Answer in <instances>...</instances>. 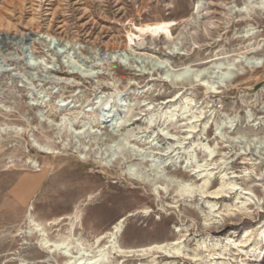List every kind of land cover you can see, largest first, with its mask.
Segmentation results:
<instances>
[{
  "label": "rangeland",
  "instance_id": "374dc122",
  "mask_svg": "<svg viewBox=\"0 0 264 264\" xmlns=\"http://www.w3.org/2000/svg\"><path fill=\"white\" fill-rule=\"evenodd\" d=\"M243 2L0 0V33L4 36L0 40V264L64 263L62 253L41 246L37 232H29L28 215L44 224L50 238L71 232L90 244L115 220L125 216L116 237L122 247H148L184 233L188 251L195 248L198 240L239 234L264 221L263 202L259 208L251 207L254 210L251 215L214 218L206 224V205L198 194L192 199L181 198L175 191V182L167 187L159 182L139 183L123 173V165L131 161L145 164L147 160L142 155L118 152L114 157L123 158L121 167L115 162L110 166L104 164L106 154L112 152L109 144L114 130L111 126L96 122L94 133L75 134L73 130H79L85 115L80 114L72 131L60 122L63 114L83 108L92 114L98 107L96 94L104 96L113 90L119 91L136 116L126 127L134 131L130 143L145 153L146 150L156 153V160H163L166 152L162 148L173 140L156 132L161 124L158 120L146 127V101L166 102L179 92L192 95L197 109L209 101L213 105L209 109H214L215 116L228 113L243 117L248 110L254 117L264 116V11L255 9L250 18L238 20L237 14L226 7L240 6ZM196 5L201 8L200 17L193 13ZM168 20L178 22L171 28L174 42L163 37L153 41L146 35L135 38V24ZM246 24L256 28L253 37L241 36ZM12 34L18 36L11 38ZM129 34L136 40L132 48H126ZM49 38L51 45L46 46ZM252 41V48L263 58L262 66L250 67L240 61L231 81L212 95H205V88L200 85L177 89L156 73L146 74V64L134 59L139 43L154 45L158 55L166 54L172 64H181L209 59L221 48L234 53L244 51ZM67 42L72 46L67 50L69 53L64 46ZM124 49L128 54L120 52L113 59L106 58L111 50ZM72 55L94 67L92 76L86 77L83 67L71 65ZM30 58L34 66L29 65ZM110 108L117 113L124 110L114 101ZM183 122L178 117L169 123V133L183 135L184 128L180 127ZM241 124L245 126L247 122L242 120ZM152 131L156 132L155 139L149 143ZM244 131L251 135L255 129L246 125ZM212 136L209 128L207 138ZM37 144L52 150L43 152ZM84 145L88 147L86 153L82 151ZM228 150L220 144L219 151ZM174 153L170 151L168 155ZM230 154L232 158L233 151ZM246 154L256 156L254 150ZM241 162V156L236 157L229 170L241 175L240 171L250 165ZM260 169H264V161L248 178L238 174V182L242 186L263 182L264 173L260 176ZM146 172L151 173L148 167ZM162 172L173 180L199 181L172 161L162 167ZM216 177L217 174L212 185L216 184ZM156 185L158 188L154 190ZM253 190L259 196L263 194L261 186L254 185ZM231 201V198L219 199V205ZM200 253L204 254L203 249ZM110 256L108 264H195L155 250L145 257H122L116 253ZM255 264H264V257Z\"/></svg>",
  "mask_w": 264,
  "mask_h": 264
},
{
  "label": "bare ground",
  "instance_id": "6f19581e",
  "mask_svg": "<svg viewBox=\"0 0 264 264\" xmlns=\"http://www.w3.org/2000/svg\"><path fill=\"white\" fill-rule=\"evenodd\" d=\"M253 1L244 0L240 6L234 5L226 8L236 13V16L239 17L237 18L238 20H246L250 18L251 13L255 9L264 11V0H257L256 4ZM193 10V13L198 16L201 8L196 5ZM177 23L175 20H168L141 25L135 24V38L146 35L153 41L163 37L170 42L173 40L171 28ZM256 33V28L251 24H246L241 30V36L244 38L253 37ZM17 36V34H12L10 37L16 38ZM128 37L126 48H132L136 40L130 34ZM3 38L4 36L0 33V40ZM50 40L49 38L47 42L45 41L46 46L51 45ZM253 43L254 41L249 43V48L244 51L234 53L221 48L215 51L209 59L188 61L181 64H172L166 54L158 55L154 45L149 46L147 42L146 45L139 43V51L133 54L134 59H139L140 63L146 64V74L152 75L156 73L162 81L170 83L177 89H183L186 86L191 89L196 85H200L205 88V95H212L218 93L220 87L227 85L231 81L240 61L243 60L250 67L262 66L263 58L255 51L254 47L252 48ZM69 45L68 42L64 45L65 51L72 47ZM69 52L67 51V53ZM120 52L128 54L127 49L120 51L111 50L107 53L106 58L113 59ZM167 54H170V52H167ZM121 57H124V55L121 54ZM70 60L71 65L83 67L82 69L86 71L84 72L86 77L92 76L95 71L93 66L85 65L86 63L80 58L75 59L72 55ZM29 65H35L32 58L29 60ZM149 89L150 86L146 84V90ZM94 99L98 107L91 111L92 114H87V110L83 108L81 111L63 114L60 117V122L66 123L72 131L71 128L74 122L80 120V114L85 115L84 117L81 116L79 130H73L75 134L86 131L94 133L95 129L93 128L96 122L101 123L102 126L103 124L111 126L114 130L110 136L111 144H109L112 152L108 155L106 154L105 165L110 166L115 162L119 167L123 164L122 157L118 159L114 157L118 152L125 151L130 156L137 155L136 153L142 155L147 160L146 163L144 162L145 164L131 161L123 165V173L129 179L139 183L151 182L155 184L159 182L163 187H167L171 182H175V191L181 198L192 199L194 195L198 194L200 200L204 201L206 205L204 214L206 224L214 218L223 219L225 216L234 217L237 214L251 215L254 211L251 209L252 206H255L254 208L261 207L264 202V179L263 182L242 186L237 180L240 174L229 169L232 160L241 156L242 162L250 164L240 171L243 177L248 178L251 173L255 172V167L264 161V116L254 117L249 110L246 111L243 117L228 113L215 116L214 109H209L213 106L209 101L200 109H197V102L192 95H182L179 92L175 94L173 99L166 102L155 103L146 101V127H151L158 120L161 124L156 132H161L166 138L173 140V142H168L162 148L166 152V158L156 160L154 158L156 153L150 150H146L145 153L142 148L130 143L131 138L134 136V131L126 127L132 123L136 116L131 113V105H127L123 101L122 93L113 90V92L104 96L96 94ZM113 101L116 102L117 106L124 108L122 113H117L113 108H110ZM167 102H169V105H164ZM206 111H209V114L206 115ZM178 117L184 120L180 124V127L184 128L183 135L170 134L167 125ZM242 120L247 122L245 126L248 125L255 129L253 134L247 135L244 131L245 126L241 124ZM261 125L263 127L259 128L258 126ZM122 128L124 130L119 132ZM209 128H211L213 133L211 139L207 138ZM156 132L152 131L149 134L148 137L151 138L149 143L155 139ZM220 144L223 148H228L229 150L219 151ZM37 147L46 153L52 150L51 147L43 144H37ZM251 150L256 152L255 157L254 154L247 156L246 152ZM82 151L86 153L88 147L84 145ZM170 151H175L174 155H168ZM231 151H233L232 158L230 156ZM169 161H172L182 170L194 174L199 181L195 182V180L182 178L173 180L171 176L162 172V167ZM146 167L149 168L151 173L146 172ZM259 171V175L263 176L264 169ZM216 174V184L212 185ZM254 185L261 186L262 195L259 196L254 192ZM157 188V185L154 186V190ZM225 198H231L232 201L219 205V199ZM28 219L29 232H37L41 246H45L51 252L59 251L62 253L65 256L63 264H108L112 253L122 257H145L147 253L153 250L162 252L171 258H185L194 261L195 264H255L264 257V221L257 224V226L243 229L239 234L233 233L223 238L198 240L195 248L188 251L185 244L186 234L184 233L173 240L156 243L148 247H122L117 242L116 237L123 227L125 216L115 220L109 229L96 236L91 244L85 242L82 238L74 237L71 232L50 238L41 221L35 220L31 215H28ZM201 249H203L204 254L200 253ZM147 264H152V262Z\"/></svg>",
  "mask_w": 264,
  "mask_h": 264
}]
</instances>
